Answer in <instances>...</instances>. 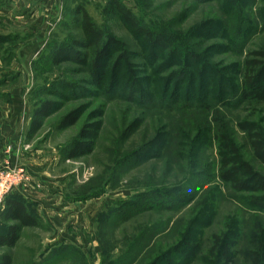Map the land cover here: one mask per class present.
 <instances>
[{
	"label": "rangeland",
	"instance_id": "374dc122",
	"mask_svg": "<svg viewBox=\"0 0 264 264\" xmlns=\"http://www.w3.org/2000/svg\"><path fill=\"white\" fill-rule=\"evenodd\" d=\"M119 1L143 26L173 37L179 52L174 65L160 63L153 75L144 42L107 13L109 0H64L57 16L48 19L49 32L39 11L46 0H0V106L16 75L22 79L30 70L32 90L25 100L33 112L46 102L58 104L43 128L27 138L30 150L45 157L44 172L52 188L61 189L66 206H47L42 226L25 229L17 247L0 250V257L9 253L14 264H152L190 233L194 254L183 257L182 248L174 264H226L216 242L227 238L232 254L227 264L257 259L264 264V194L239 192L221 177L225 139L264 177V165L243 130L248 125L264 141V102L238 98L247 61H264L258 56L264 54V0ZM78 5L125 44L140 78L159 80L148 86L155 93L152 104L111 96L107 85H90L87 70L71 63L53 67L43 61L34 67L51 52L50 44L55 49L70 37L83 38L74 22ZM37 32L46 44L27 38ZM188 53L195 60H188ZM183 69L191 77L180 84L182 92L189 91L184 102L165 103L163 81L174 77L171 96ZM123 76L116 80L126 82ZM74 111H80L78 123L60 130ZM90 129L93 151L69 160L71 144ZM130 202L134 208L120 215L119 207Z\"/></svg>",
	"mask_w": 264,
	"mask_h": 264
},
{
	"label": "trees",
	"instance_id": "16d2710c",
	"mask_svg": "<svg viewBox=\"0 0 264 264\" xmlns=\"http://www.w3.org/2000/svg\"><path fill=\"white\" fill-rule=\"evenodd\" d=\"M205 1V0H199ZM106 11L109 15L119 18L122 23L128 26L136 35H138L144 48L146 49V63L154 74L158 73L160 63L162 68L174 65V61L178 60V53L174 44L173 37L149 25H142L141 21L129 9H127L119 0H109ZM74 22L78 23V27L82 32V39L68 38L59 47L52 49L51 44L48 55H43L38 61L34 62V67L43 61L49 62L53 67L61 66L66 63L83 67L91 76L89 84L99 89L109 88L107 92L112 95H118L128 101H137L152 104L156 99L154 91H149V84L159 80L149 77L146 80L138 75L137 65L133 63L130 53L127 51L125 44L115 37L109 36L105 30L99 28L92 20L88 10L83 5H78L74 12ZM174 50V53L172 52ZM264 58V54H258ZM194 53H188L187 58L190 61L195 60ZM186 58V59H187ZM156 67V69H153ZM161 68V69H162ZM124 74L126 82L121 83L117 78ZM181 77L175 81L174 91H171V80L174 77L163 81L161 98L165 103L179 104L184 102L185 94L189 91L182 92L181 81L190 77L186 69L182 70ZM244 82L241 86L238 98L241 101H249L256 103L264 102V61L252 60L247 61L245 67ZM116 81H113V80ZM193 79V78H192ZM144 81V82H143ZM1 84H3L1 82ZM208 84V82H206ZM150 87V86H149ZM68 88L67 91H71ZM188 91V92H187ZM205 91V90H202ZM9 100V94H6ZM205 95V94H204ZM200 95V98L204 97ZM58 104L55 102H46L33 112V120L27 137H34L44 126L45 121L55 112ZM80 119V111H74L67 115L59 125L60 130H67L75 126ZM98 126V125H97ZM96 126H92L94 129ZM251 137L252 148L256 158L264 165V141L261 135L254 134V131L243 126ZM95 134L92 130H83L68 149V159L77 160L89 155L94 149ZM226 141V142H225ZM221 177L223 180L232 185L239 192H247L253 194H264V177L248 163L244 162L239 150L229 141L224 140L221 148ZM136 205L134 202L125 203L119 207L120 215L130 213V208ZM264 208V207H263ZM42 226L41 219L38 216L36 207L22 198L21 196L12 194L7 198L4 210L0 219V250H13L17 247L22 233L27 228H40ZM191 234L188 233L184 241L178 246L164 254L158 262L152 264H161L168 262L174 264V254L183 248L185 255L188 257L194 254V247L191 246ZM219 240V239H218ZM217 240V241H218ZM229 239L220 243L219 250L221 255L226 258V264L230 262L232 254L231 247L227 244ZM193 245V244H192ZM0 264H14L13 256L5 253L0 257ZM178 264H183L178 262ZM255 264H260L259 259Z\"/></svg>",
	"mask_w": 264,
	"mask_h": 264
},
{
	"label": "crops",
	"instance_id": "0c3cea01",
	"mask_svg": "<svg viewBox=\"0 0 264 264\" xmlns=\"http://www.w3.org/2000/svg\"><path fill=\"white\" fill-rule=\"evenodd\" d=\"M63 3L64 0H46V4L39 9L42 14L40 20L47 22L55 14L57 16ZM51 26L49 21L45 25L43 24L44 32H49ZM42 34V32L39 34L37 32L35 36L29 34L27 38L38 44H41V42L46 44L47 39ZM30 72H28V75L27 73L23 74L22 79L21 76L16 75L18 80L15 81L16 85L13 86L12 91L8 93L9 100L0 106V168H4L9 164L25 171L28 181L15 190L13 194L21 196L35 207H39L37 213L39 218L43 219L42 212L48 209L47 206H54L55 209L66 208V206L61 204V189L58 187L52 188L50 182L53 183V181H50L44 172L46 167L45 157L42 158L39 152L30 150L27 135L33 120V109L31 104L29 105L25 100V96L32 90L30 83L33 80V73L30 74Z\"/></svg>",
	"mask_w": 264,
	"mask_h": 264
},
{
	"label": "built area",
	"instance_id": "2783aa9c",
	"mask_svg": "<svg viewBox=\"0 0 264 264\" xmlns=\"http://www.w3.org/2000/svg\"><path fill=\"white\" fill-rule=\"evenodd\" d=\"M28 181L25 171L7 164L0 168V219L7 198Z\"/></svg>",
	"mask_w": 264,
	"mask_h": 264
}]
</instances>
